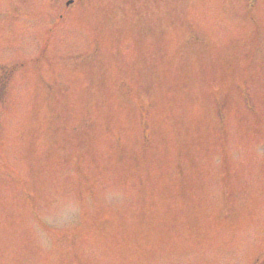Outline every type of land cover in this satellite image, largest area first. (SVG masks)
<instances>
[{
    "label": "rangeland",
    "instance_id": "374dc122",
    "mask_svg": "<svg viewBox=\"0 0 264 264\" xmlns=\"http://www.w3.org/2000/svg\"><path fill=\"white\" fill-rule=\"evenodd\" d=\"M68 1L0 0L2 89L12 79L0 104V264L260 259L264 225L246 220L253 210L254 222L264 213L255 160L263 137L251 127L257 113L264 118V83L247 100L221 87L243 83L249 72L255 84L264 81V0L254 8L253 0H171L170 14L163 5L114 17L109 4L121 0ZM67 55L78 56L63 62ZM43 62L52 72L70 66L58 74L66 88L45 82L54 76ZM221 104L241 137L242 122L253 136L250 145L239 134L231 142L250 180L244 186L221 181L216 160L225 149L212 138ZM77 140L73 154L61 146ZM175 166H184L194 196L164 193ZM224 193L237 211L218 227L212 210L223 209ZM251 202L259 206L245 211Z\"/></svg>",
    "mask_w": 264,
    "mask_h": 264
},
{
    "label": "bare ground",
    "instance_id": "6f19581e",
    "mask_svg": "<svg viewBox=\"0 0 264 264\" xmlns=\"http://www.w3.org/2000/svg\"><path fill=\"white\" fill-rule=\"evenodd\" d=\"M251 168L254 167V164H250Z\"/></svg>",
    "mask_w": 264,
    "mask_h": 264
},
{
    "label": "trees",
    "instance_id": "16d2710c",
    "mask_svg": "<svg viewBox=\"0 0 264 264\" xmlns=\"http://www.w3.org/2000/svg\"><path fill=\"white\" fill-rule=\"evenodd\" d=\"M127 7H125L124 9H126ZM124 9H122V10H124Z\"/></svg>",
    "mask_w": 264,
    "mask_h": 264
}]
</instances>
